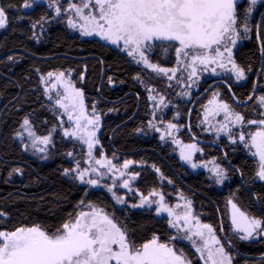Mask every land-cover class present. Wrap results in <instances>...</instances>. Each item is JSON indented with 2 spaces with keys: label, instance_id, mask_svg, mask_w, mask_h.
<instances>
[{
  "label": "snow or ice",
  "instance_id": "6c2138e0",
  "mask_svg": "<svg viewBox=\"0 0 264 264\" xmlns=\"http://www.w3.org/2000/svg\"><path fill=\"white\" fill-rule=\"evenodd\" d=\"M47 6L55 13L52 19L58 18V23L66 22L67 27L78 32L80 38H91L85 39V43H94L114 57L125 59L129 65L135 66L133 71L137 74L132 78L145 85L148 99L153 102V119L148 121V126L155 131H161L154 123L157 119L156 109L167 107L166 97L155 86L146 83L142 73L147 72L149 80L166 79L169 88L173 87L171 81L175 80L177 84L184 83L189 90L193 85H198L203 73L212 76L227 74L228 79L222 82L227 84L229 91L233 88L231 77L237 83L247 81L249 74L255 75L258 80L264 79V0H247L246 7H242L239 0H65L64 3L61 0H47ZM35 7H39L38 0H0V30L7 29L12 19L27 18L24 15L12 16L13 12L23 13ZM253 13L260 15L259 23L255 21ZM49 22V15H42L32 22L30 38L38 42L40 36L34 30L39 26L43 31L44 25ZM244 42L254 45L249 50V63H241L237 59L238 53L248 55L244 51ZM157 50L165 56L174 53L175 67H163L159 62H154ZM8 60L15 62L16 57L9 56ZM95 64L99 66V91H102L105 81L107 85L115 87L117 78L114 73L108 74V58L99 55ZM88 67L84 63L77 73L79 84L77 79H73L76 70L71 68L48 71L39 77L53 115H66L71 125L65 127V121H59L63 136L87 146L88 167H82L80 160H76L74 167L63 168L62 172L81 185L106 189L116 204L125 205L127 200L116 189L119 187L138 192L133 188V181L140 174L127 171L134 161L125 160L122 166H118L106 155L99 158L94 155L95 147L100 143L97 133L102 127V110H98L94 103L92 111H88L86 90L82 86L87 82ZM256 67L258 71H254ZM34 71L41 73L39 68ZM184 72L186 77L177 75ZM119 82L125 83L124 80ZM255 92L254 85L253 94L247 99L253 100ZM179 95L190 97L191 92L182 91ZM232 95L235 98V92ZM255 104L259 118H246L222 99L220 91L216 90L207 105L203 106L204 119L201 124H208L207 131L214 130L217 139L221 134H226L231 144L243 145L256 158L252 181L264 182V94L255 97ZM109 111L117 109L110 108ZM221 113L223 121L219 122V126L213 125L209 117ZM30 115L23 116L19 127L14 129L13 139L25 152L31 150L33 154H45L49 146H54L55 126L49 134L39 135ZM179 115L177 112L174 119ZM252 125L256 126L254 130H245L246 126ZM179 128V124L169 121L160 139L173 136V130ZM172 142L181 145L182 160L193 169L207 168L209 178L215 184L224 185L229 180V170L217 163L215 158L199 164L195 162L196 153L204 151L197 143L183 144L175 137ZM65 155L74 158L72 151ZM224 155L227 157L228 154ZM41 158L48 157L42 155ZM152 167L160 173L159 168L155 165ZM13 172L22 175L23 169H12L10 177ZM240 175L243 177V171ZM106 176L111 178V184L102 183ZM161 178L164 179L162 173ZM168 183L172 184L173 181L168 179ZM260 188L264 190V184ZM91 195L90 191H84L85 198L80 199L73 212L68 213L59 224L33 221L0 230V264H196L184 248L178 247L179 242L184 240L199 254L197 259L203 264H235L230 249H236L239 254L237 243L264 237V207L260 210L261 215L257 216L242 209L229 197L227 204L231 206L234 235L222 238L212 224L201 222L194 214L193 201L183 192L180 193L183 204L173 206L162 191L152 189L147 195L140 192L139 202L132 203L131 207L153 210L155 217L163 218L157 223L166 222L175 234L170 232L168 238L162 240L161 235L152 230L150 236L142 235L138 239L137 233L141 227L138 221L131 216L119 220L114 212L110 213L87 199ZM256 198L261 200V195L258 194ZM9 217V212L0 209V223H10ZM261 264H264V257Z\"/></svg>",
  "mask_w": 264,
  "mask_h": 264
},
{
  "label": "flooded vegetation",
  "instance_id": "af4514ba",
  "mask_svg": "<svg viewBox=\"0 0 264 264\" xmlns=\"http://www.w3.org/2000/svg\"><path fill=\"white\" fill-rule=\"evenodd\" d=\"M239 4L242 7H246L247 0H239ZM51 15L53 14L51 13ZM253 17L257 23L260 22L261 17L258 13H253ZM54 22L57 27H64L55 19ZM65 29L72 37L78 38L81 41L91 39L80 38L78 33H71L67 27ZM244 44V51L246 49H253L254 47L250 42H244ZM96 57L91 55L87 58H74L79 63L73 68L76 70L73 73V79H77L78 84L77 73L84 63L88 64V61L96 60ZM237 59L238 62L249 63L245 62L244 56L239 55V53L237 54ZM122 60L132 69V74L123 78L115 76L117 78L115 87L107 85L105 81L102 91H99L101 88L100 76L98 82L95 83V77L89 67L87 82L82 86L86 90L88 111H92L91 106L94 103L98 110H102V127L98 132L100 141L98 145L100 147L99 150L102 152L101 154L106 155L108 159H111L118 166H122L125 160L134 161L135 163L131 164L127 171L130 173L139 172V177L133 181V188L139 191L129 192L127 189L118 187L116 191L127 200V203L125 205L116 204L111 193H108L106 189L89 188L86 185L70 181L69 177L63 175L61 165H58L61 177L68 180V183H71L76 189L82 191L80 199L85 198L84 191H90L92 195L87 199L105 208L110 213L114 212L119 220L123 221L125 217L131 216L133 220L138 221L141 225L137 233L138 239L142 235L150 236L152 230L161 235L162 240H166L170 232L175 234L174 230L168 228L166 222L157 223V220H163V218L155 217L153 210L133 209L131 207L132 203L139 202L140 192L147 195L152 189L162 191L168 203L173 206L177 203L183 204V200L180 199V193L183 192L187 198L193 201L194 214L199 217L201 222L212 224L217 231V235L222 238L234 235L230 219L231 206L227 204L229 197H232L242 209L248 211L250 214L260 216V210L264 207V190L260 188V185L264 184V182L258 180L252 181V176L255 174L256 158L252 157L247 149L243 148V145L237 146L231 144L226 134H221L219 139H217L215 131H207L209 125L201 124V121L204 119L203 106L207 105L212 93L216 90L220 91L222 99L231 104L236 111L243 113L246 118H259L257 116L258 109L255 104V97L264 94V79L258 80L255 75L249 74L247 81L237 83L235 82V78L231 77L233 88L229 91L227 84L222 82L228 79L227 74L222 73L220 76H212L209 73H203L199 78L198 85H193L189 90L185 88L184 83L177 84L175 80L171 81L173 87L169 88L167 86L169 82L166 79L157 78L149 80L147 72L142 73L141 75L145 79V82L155 86L157 91L166 97L167 107L160 106L156 109L157 119L154 123L161 129L158 132L148 126V121L153 119V102L148 99L145 85L132 78L137 74L133 71L135 66L129 65L125 59ZM153 61L159 62L163 67H175V56L172 52L165 56L163 52L157 50ZM258 70V67L254 69V71ZM150 71L148 70V72ZM108 74H113L111 68ZM177 75L186 77L187 74L184 72L177 73ZM120 80H124L125 83L121 84ZM254 85L256 86L255 97L253 100H248V96L253 94L252 88ZM39 89L45 100V95L43 94L44 85L40 83ZM182 91H190L191 96H180L179 93ZM232 92H235V98H233ZM115 93L119 95L114 96ZM46 104L50 109L48 102ZM1 108L2 104L0 105V110ZM110 108H115L117 111L110 112ZM177 112L180 115L174 119ZM1 116H3V113ZM209 119L213 125L219 126V122L223 121V113L215 117L210 116ZM161 120H163V123H160ZM59 121L60 119L54 115L55 129L59 126ZM169 121L179 124L180 128L173 130V136H166L164 140H161L160 137L164 134ZM53 127L48 129L44 135L49 134V131ZM129 127L134 128V138L139 142L135 150L130 149L125 144L118 146L114 141L117 132L121 133V138L125 137L126 129ZM255 127V125L246 126L245 130L247 131L249 128L254 130ZM137 129H142V131H137ZM60 136L61 134L55 137L54 146L48 149L49 154L47 159L37 158L36 155L31 154L29 151H23L19 142L14 140V143L19 146L29 163L20 167L18 166L23 169L22 181L16 183L10 177L9 182L21 187L27 184L30 172L37 174L36 168H34L35 165L47 167L48 165L57 163L60 157L58 149L61 143ZM173 137L182 141L183 144L197 143L204 151L203 153H196L194 157L195 162L199 164L215 158L217 163H220L229 170V180L225 181L224 185H218L209 178L210 173L207 168L198 167L193 169L190 164L180 158L181 145L173 143ZM234 148L236 151H233ZM225 153L228 154L227 157H225ZM67 164L68 167H73L68 160ZM153 165L160 169V173L154 170ZM101 170L103 171V169ZM241 171L244 173L243 177L240 175ZM161 173L164 179L161 178ZM13 174L16 173L13 172ZM168 179H171L173 183L169 184ZM109 180L105 179L102 183L111 184ZM258 194L261 195V200H257ZM79 200L75 203L73 210ZM13 227L15 226L12 225L10 228ZM221 227L223 231H221ZM178 247L184 248L185 252L192 256L196 264H203L202 261L197 259L199 254L195 253V249L191 248L188 241H180ZM237 248L239 254H237L236 249H230L235 264H261V258L264 257V237L248 242H239L237 243Z\"/></svg>",
  "mask_w": 264,
  "mask_h": 264
},
{
  "label": "trees",
  "instance_id": "16d2710c",
  "mask_svg": "<svg viewBox=\"0 0 264 264\" xmlns=\"http://www.w3.org/2000/svg\"><path fill=\"white\" fill-rule=\"evenodd\" d=\"M18 15L27 18L12 19L7 29L0 30V209L10 213L11 221L0 223V230L21 223L31 224L33 221L59 224L72 212L82 195V191L68 183L58 171V165H61V169L68 167L65 153L71 151V145L65 143L62 137L57 163L47 167L35 165L37 174L30 172L27 184L21 187L9 182L12 169L29 163L13 139L14 129L19 127L23 116L31 114L30 119L39 135H44L55 125L54 115L39 89L40 74L58 69H73L79 64L74 58H87L91 55L107 57L110 68L117 77L132 74V69L122 59L114 57L94 43H85L72 37L65 26L57 27L46 6L40 5L34 10H24L23 13H12V16ZM42 15H49L50 22L44 25L43 31L39 26L34 30L40 36L37 42L30 38L33 32L31 23ZM249 50L251 49L245 50L248 53L244 55L245 62H251ZM9 56L16 57V61H9ZM88 64L97 83L99 66L95 64V60L88 61ZM35 68L41 69V73L35 72ZM117 95L119 94H114ZM120 134L116 133L115 143L118 146L125 144L135 150L139 142L134 138V128L126 129L123 138Z\"/></svg>",
  "mask_w": 264,
  "mask_h": 264
},
{
  "label": "rangeland",
  "instance_id": "374dc122",
  "mask_svg": "<svg viewBox=\"0 0 264 264\" xmlns=\"http://www.w3.org/2000/svg\"><path fill=\"white\" fill-rule=\"evenodd\" d=\"M61 2L62 3H64L65 2V0H61ZM77 2H78V0H77ZM38 4H39V6L40 5H43V6H46V7H48L47 6V0H38ZM35 9V8H34ZM28 10H33V9H28ZM49 11L53 14V17L55 16V13H54V11H52L51 9H49ZM58 19V18H57ZM57 19H55V20H57ZM63 26H65V27H67V25H66V22H60ZM68 28V27H67ZM68 30L71 32V33H78V32H74V31H72L71 29H69L68 28ZM79 34V33H78ZM55 92V90H53V93ZM45 100H46V102H48V104H49V106H50V102L48 101V99H47V97L45 96ZM2 104V102H1V99H0V105ZM59 111H62V110H59ZM53 113V112H52ZM57 118H59L60 120L61 119H63L64 121H65V127H71V125L67 122V116L66 115H64V116H59V115H55ZM59 134H61V136L60 137H62L63 138V140L65 141V143H69L71 146V151L74 153V158H69V157H67V160L73 165V167L75 166V161L76 160H80V162H81V166L82 167H88V163H87V160H88V157H87V146L86 145H83V144H81L79 141H76L75 139H70V138H67V137H64L63 136V133H62V130H61V128H60V126H58L56 129H55V132L53 133V143L55 144V137H57V136H59ZM97 135H98V133H97ZM99 136V135H98ZM50 147H52V146H49V148ZM100 149V147H99V145H96V147H95V150H94V155H96L97 156V158H99L100 157V155H102L101 153V151L99 150ZM29 152L31 153V154H33L32 153V151L31 150H29ZM48 154H49V151L47 152V153H45V154H41V153H36V154H34V155H36V157L37 158H41V156L42 155H47V157H48ZM11 177H12V179L14 180V182H20V181H22L23 180V177H22V175L20 174V173H16V174H13L12 173V175H11ZM109 180V176H106L105 178H104V180ZM109 181H111V178H110V180ZM75 182H77V183H79V181H75ZM112 182V181H111ZM119 183V182H118ZM80 184V183H79ZM86 210V209H85Z\"/></svg>",
  "mask_w": 264,
  "mask_h": 264
}]
</instances>
